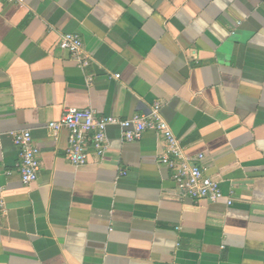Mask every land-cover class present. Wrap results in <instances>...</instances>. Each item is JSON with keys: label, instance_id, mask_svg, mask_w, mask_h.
Listing matches in <instances>:
<instances>
[{"label": "crops", "instance_id": "obj_1", "mask_svg": "<svg viewBox=\"0 0 264 264\" xmlns=\"http://www.w3.org/2000/svg\"><path fill=\"white\" fill-rule=\"evenodd\" d=\"M155 102L224 197H180L153 130L108 126L104 155L74 166L67 130L46 127L71 107L126 118ZM12 130L40 150L28 185ZM0 168V264H264V0H0Z\"/></svg>", "mask_w": 264, "mask_h": 264}, {"label": "built area", "instance_id": "obj_2", "mask_svg": "<svg viewBox=\"0 0 264 264\" xmlns=\"http://www.w3.org/2000/svg\"><path fill=\"white\" fill-rule=\"evenodd\" d=\"M19 6L25 0H5ZM58 47L69 53L70 58L81 67L90 63L89 56L83 49V42L78 34H60ZM119 77V74H114ZM91 78L88 77V82ZM160 104L155 102L146 113H135L130 117L119 118L111 115H98L90 107H71L56 119L47 122L46 127L51 136L56 139L61 129L68 132V145L65 150L66 160L74 165L85 164L90 154L101 158L107 147L106 129L116 125L120 129L121 137L126 141L138 140L147 129L159 133L163 139V151L158 162L171 170V176L180 197L194 200L207 199L216 201L224 197L218 181L204 174L201 167L202 153L194 156L183 152V147L177 136L171 130L168 122L159 113ZM9 135L13 144L19 150V161L16 169L23 184L28 185L38 178L40 169L39 148L33 143L28 130H12ZM10 170L0 168V176L10 174ZM3 187L0 186V214L4 211L2 199ZM227 198V204H231Z\"/></svg>", "mask_w": 264, "mask_h": 264}]
</instances>
